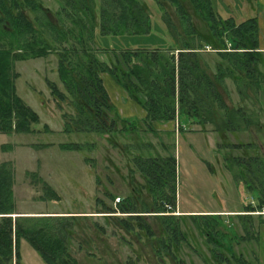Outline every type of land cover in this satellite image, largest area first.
<instances>
[{"label": "rangeland", "instance_id": "374dc122", "mask_svg": "<svg viewBox=\"0 0 264 264\" xmlns=\"http://www.w3.org/2000/svg\"><path fill=\"white\" fill-rule=\"evenodd\" d=\"M40 1L53 15L63 5L61 0ZM133 1L144 10L150 23L151 31L147 36L100 37L98 0H95L94 39L92 43L87 42L86 49L98 62L116 66V61L121 59L120 50L167 48L170 38L175 39V46L182 41L189 42L190 37L172 2ZM179 1L190 16L194 33H199L209 43V47L199 52V58L204 71L211 74L221 60L212 50L219 48L216 37L210 24L197 16L189 0ZM251 1L210 0L221 20L233 19L236 23L254 15L255 1ZM165 14L169 22L163 19ZM27 15L34 17L30 11ZM65 25L71 31L70 43L65 46L76 44L81 49L77 43L81 28L70 20L65 21ZM38 30L45 41L53 44L48 28ZM89 33V29L83 30L84 42ZM192 39L197 44L198 38ZM227 48H230L229 43ZM58 49L56 44L47 56L13 61L16 95L38 116L39 122L32 124L30 133L15 132L14 128L11 134L0 133V164H10L14 175L11 189L14 213L18 215H10L12 220L16 217H72L65 218L70 225L66 228L70 232L66 244L77 264H174L166 254L157 252L158 240L167 236L160 215L141 213L142 204L151 208L152 202L146 181L132 163L138 156H172L176 161L177 199L173 215L178 216L175 218L185 239L172 246L177 260L186 264H216L202 225L205 218H209L205 215L212 214L215 218L212 222L218 224L216 231L221 234V237L214 236L215 243L224 245L223 249L219 247L221 253L227 257L242 256L251 264H264V210L260 212L255 193L247 191L243 185L241 177L247 174L231 163L234 158L253 156L264 161V131L253 126L245 131L225 133L224 141L212 125L201 127L179 111L173 122L148 126L143 121L145 112L141 106L104 72L100 78L112 105L108 118L110 123L114 121L116 128L110 134L88 132L80 123L83 116L76 110L75 99L60 80ZM259 59L264 72V59L261 56ZM50 84L64 94V100L55 97ZM225 84L222 94L226 104L245 108L253 120L263 125L264 105L258 97L263 93L264 98V91L260 93V89L256 99L252 96L242 99L230 80ZM63 144H78L80 150H63L60 148ZM238 144L253 147H228ZM44 185L51 188L58 199L45 200ZM128 198L137 202L139 216L151 227L155 238L150 239L138 228L130 233L124 231L119 220H126V215L106 211L115 209L119 201ZM246 205L254 210H244ZM19 255L20 264H45L24 239L20 240Z\"/></svg>", "mask_w": 264, "mask_h": 264}, {"label": "trees", "instance_id": "16d2710c", "mask_svg": "<svg viewBox=\"0 0 264 264\" xmlns=\"http://www.w3.org/2000/svg\"><path fill=\"white\" fill-rule=\"evenodd\" d=\"M63 5L53 15L44 8L40 0H0V133H30L32 124L39 122L38 116L16 95L13 61L22 57L37 58L48 55L51 47L59 45L58 74L65 88L75 99L76 110L83 116L80 123L86 131L104 134L114 133L116 125L109 122L112 110L109 95L100 78L108 73L121 84L129 98L145 112L144 122L165 124L175 121L179 112L201 127L210 124L221 139L225 133H235L256 127L264 131V124L253 120L243 107H229L223 92L226 81L230 80L240 98L256 99L264 81V72L260 68L258 25L255 18L236 23L233 19L221 20L214 12L210 0H189L199 18L210 24L219 48H211L221 58L211 74L201 66L199 52L209 47L208 42L199 33H194L189 14L179 0H169L177 9L183 22L189 42L170 45L167 48L153 50H120L121 59L116 66H107L98 62L86 49L87 42H93L92 33L95 21V0H61ZM159 1L160 0H156ZM135 8V9H134ZM98 32L100 37L147 36L151 28L144 10L133 0H98ZM27 11L33 13L31 19ZM74 15V16H71ZM54 20H53V19ZM164 20L167 15H164ZM72 21L81 28L77 43L70 44L71 31L65 21ZM165 22H169L166 20ZM168 27V26H167ZM166 27V28H167ZM48 28L50 41L43 39L38 29ZM90 33L84 42V32ZM169 35V34H168ZM73 37V36H72ZM193 37L198 42L194 44ZM74 40V39H73ZM229 43L230 48H227ZM214 47V46H213ZM17 51L19 54H16ZM176 52V53H175ZM49 86V85H48ZM51 92L59 100L65 96L50 84ZM249 91L252 93H249ZM143 96V98L141 97ZM253 115V114H252ZM256 116V114L254 115ZM112 125V126H110ZM78 144H63L61 149L78 151ZM229 148H252V144L232 145ZM227 147V148H228ZM78 149V150H77ZM134 170L146 181L147 193L152 207L142 204L145 214H158L167 238L158 240V254L165 255L174 264H186L177 260L172 252L174 244L183 242L184 236L174 216L176 199V161L172 156H138L132 159ZM231 163L241 168L247 177H241L247 191L255 193L260 212L264 210V161L258 156L234 158ZM10 164H0V264H20L19 244L24 239L38 253L45 264H77L69 254L67 240L70 225L65 218L72 217H16L12 182L13 171ZM34 175V174H33ZM241 176V175H240ZM45 200H53L55 192L43 186ZM137 202L131 198L119 201L117 207L106 209L110 214L126 215L119 220L124 231L130 233L135 228L144 231L150 239L155 238L151 227L139 216ZM244 210H254L246 205ZM203 231L211 245V253L216 264H251L242 256L227 257L220 252L224 245L215 243L214 236L218 224L212 222L214 215H205ZM198 215L197 217H205ZM248 217V216H240ZM202 219V218H201ZM204 219V218H203ZM250 219V218H247ZM215 223V224H214ZM248 223V222H247ZM198 224V223H197ZM219 244V246H218ZM220 247V248H219ZM229 249V248H228ZM226 255V257H225Z\"/></svg>", "mask_w": 264, "mask_h": 264}, {"label": "crops", "instance_id": "0c3cea01", "mask_svg": "<svg viewBox=\"0 0 264 264\" xmlns=\"http://www.w3.org/2000/svg\"><path fill=\"white\" fill-rule=\"evenodd\" d=\"M254 5L252 6V17H249L248 19L255 18L258 25V41H259V52L261 53V57L264 59V0H252L251 2H254ZM255 8V9H254ZM246 19V20H248ZM245 21V20H244ZM242 22V21H240ZM238 22V23H240ZM262 93L264 91V85H261L260 87ZM263 93L258 97L260 99L261 105H264V98L262 97ZM262 99V100H261ZM144 113V112H143ZM41 215V214H39Z\"/></svg>", "mask_w": 264, "mask_h": 264}]
</instances>
